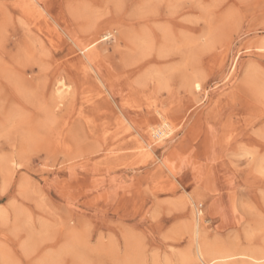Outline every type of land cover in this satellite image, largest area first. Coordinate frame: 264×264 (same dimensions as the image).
I'll use <instances>...</instances> for the list:
<instances>
[{
	"label": "rangeland",
	"instance_id": "obj_1",
	"mask_svg": "<svg viewBox=\"0 0 264 264\" xmlns=\"http://www.w3.org/2000/svg\"><path fill=\"white\" fill-rule=\"evenodd\" d=\"M27 1L0 0V264H194L196 210L264 264V0Z\"/></svg>",
	"mask_w": 264,
	"mask_h": 264
},
{
	"label": "bare ground",
	"instance_id": "obj_2",
	"mask_svg": "<svg viewBox=\"0 0 264 264\" xmlns=\"http://www.w3.org/2000/svg\"><path fill=\"white\" fill-rule=\"evenodd\" d=\"M32 1H34V0H28L27 1L26 5L28 8L29 7H33V8L35 7V5ZM112 36H113V34L111 32H107V33L103 34L101 36V38H104L105 40L108 41ZM94 42H91L85 48L86 51H89V53H93V51H94V46H95ZM262 42H263V46L259 47V48L257 47L256 50L264 51V39L262 40ZM193 89L195 91L200 92L201 91L200 84H198V83L194 84ZM155 114L158 117L159 123L155 127L148 126L149 131L152 132L151 136H153L154 138L156 137L157 140H159L158 142L170 140L173 137L174 129L176 127L171 123L170 119L168 118V113L165 112V110H163V109L155 108ZM150 149L151 148L148 145H143L142 143H139V145L137 147V152L140 155H145L147 157H150L151 156ZM201 213H202L201 211L196 210V213L194 216L193 233H192L193 238H192V243H191L192 249H190V251L187 254V258L189 259V262L191 261L194 264H229L228 261L229 260L231 261L234 259L233 254H231V253L229 254L228 252L223 250V248L218 249V248H215V247L208 245L206 243V241L202 238L201 233H200V224L203 223L204 221L202 220ZM261 255H262L261 258H263V260H264V253L262 252ZM249 259L253 260V262H259L260 261V259L254 258L252 256Z\"/></svg>",
	"mask_w": 264,
	"mask_h": 264
}]
</instances>
